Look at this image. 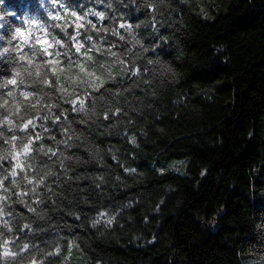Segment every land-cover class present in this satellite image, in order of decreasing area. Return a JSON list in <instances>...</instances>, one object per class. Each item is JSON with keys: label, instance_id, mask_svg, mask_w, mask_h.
Masks as SVG:
<instances>
[{"label": "clouds", "instance_id": "1", "mask_svg": "<svg viewBox=\"0 0 264 264\" xmlns=\"http://www.w3.org/2000/svg\"><path fill=\"white\" fill-rule=\"evenodd\" d=\"M173 11V0H0V264H91L95 242H156L121 222L150 193L117 197L145 182L127 146L142 152L154 102L181 78ZM253 221L264 264V211Z\"/></svg>", "mask_w": 264, "mask_h": 264}, {"label": "trees", "instance_id": "2", "mask_svg": "<svg viewBox=\"0 0 264 264\" xmlns=\"http://www.w3.org/2000/svg\"><path fill=\"white\" fill-rule=\"evenodd\" d=\"M173 4L171 34L183 62H172L181 78L154 102L148 138H140L142 152L127 146L129 159L138 157L133 166L146 173L145 182L117 197L150 193L126 210L121 222L133 233L154 235L156 242L138 247L128 243L130 236L121 238L123 246L95 242L84 248L91 264H253L258 259L250 245L253 216L264 211V0ZM173 164H182L183 171L171 170ZM160 199L159 213L152 212ZM214 218L215 231L207 226Z\"/></svg>", "mask_w": 264, "mask_h": 264}, {"label": "rangeland", "instance_id": "3", "mask_svg": "<svg viewBox=\"0 0 264 264\" xmlns=\"http://www.w3.org/2000/svg\"><path fill=\"white\" fill-rule=\"evenodd\" d=\"M183 163H184V162H183ZM169 167H170V166H169ZM184 169H185V168H184ZM181 170H182V169H181ZM181 170H180V171H181ZM182 171H183V170H182ZM182 171H181V172H182Z\"/></svg>", "mask_w": 264, "mask_h": 264}]
</instances>
